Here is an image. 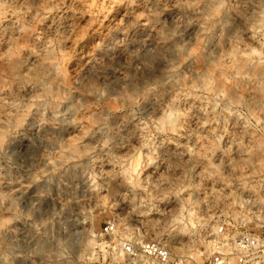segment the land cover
Segmentation results:
<instances>
[{"label":"rangeland","instance_id":"obj_1","mask_svg":"<svg viewBox=\"0 0 264 264\" xmlns=\"http://www.w3.org/2000/svg\"><path fill=\"white\" fill-rule=\"evenodd\" d=\"M263 203L264 0H0V264H204Z\"/></svg>","mask_w":264,"mask_h":264},{"label":"built area","instance_id":"obj_2","mask_svg":"<svg viewBox=\"0 0 264 264\" xmlns=\"http://www.w3.org/2000/svg\"><path fill=\"white\" fill-rule=\"evenodd\" d=\"M104 232L115 233V225L107 223ZM117 250L129 264H197L186 255L173 252L160 238L146 240L122 236L117 241ZM204 264H264V230L237 229L234 224L219 223Z\"/></svg>","mask_w":264,"mask_h":264},{"label":"bare ground","instance_id":"obj_3","mask_svg":"<svg viewBox=\"0 0 264 264\" xmlns=\"http://www.w3.org/2000/svg\"><path fill=\"white\" fill-rule=\"evenodd\" d=\"M216 8V7H215ZM228 16V15H227Z\"/></svg>","mask_w":264,"mask_h":264}]
</instances>
